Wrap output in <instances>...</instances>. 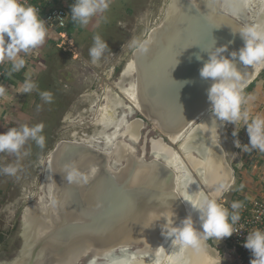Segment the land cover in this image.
Returning <instances> with one entry per match:
<instances>
[{"label":"water","instance_id":"water-1","mask_svg":"<svg viewBox=\"0 0 264 264\" xmlns=\"http://www.w3.org/2000/svg\"><path fill=\"white\" fill-rule=\"evenodd\" d=\"M244 24L226 0H169L161 21L142 40L151 42L149 52L132 51L122 68L123 73L133 63L132 75H125L126 85L134 84V97L124 94L132 109L125 108L131 110L121 127L123 134L112 144L104 138L62 137L46 152L38 201L21 211L18 250L0 264H87L90 258L96 262L122 249L148 264L168 240L162 234L163 216L172 217L174 212L178 225L191 213L199 227V213L182 197L214 196L221 181L238 185L221 143L222 127L211 126L215 117L209 111L207 90L212 81L200 76L209 59L204 49L227 45L222 55L231 58L232 51L244 46L233 29ZM196 54L203 59L197 60ZM237 64L245 73L246 87L264 69V64L254 69L238 60ZM135 112L139 115L132 116ZM165 156L180 158L191 182L189 191ZM69 171L76 173L71 182ZM27 216L44 229L34 241L24 235ZM208 261L223 263L205 241L200 251L180 252L176 264Z\"/></svg>","mask_w":264,"mask_h":264},{"label":"rangeland","instance_id":"rangeland-1","mask_svg":"<svg viewBox=\"0 0 264 264\" xmlns=\"http://www.w3.org/2000/svg\"><path fill=\"white\" fill-rule=\"evenodd\" d=\"M168 1L111 0L110 8L106 12L97 14L87 26H80L81 30L74 32L75 42L80 52L78 58L70 56L68 52L59 50L57 45L54 44L55 41L51 38V31L49 30L45 43L32 51L34 54H31L30 60L33 67L27 71V74L37 84V89L28 94L22 93L24 81L21 83L18 88L21 94H18V98H14L16 101L15 104H12L13 107L0 110V134L6 133L12 127H19L23 124L33 126L43 123L45 126L43 135L46 138V143L44 148H40L34 141L29 140L21 149L19 157L16 154L3 153L4 167L8 165L15 166L17 172L15 175H7L1 172L0 177L2 192L0 205V260L12 258L18 250L21 211L26 204L38 201L46 152L52 149L62 137H77L85 140L95 135L96 139L104 140L101 135L104 127L97 122L101 113L100 107L105 108L104 116L109 115V119H111L110 115H115L114 109L116 113H118L117 109L122 111L118 105L122 104L125 107L124 97L117 101L120 104L115 102L114 99L121 96L116 88L119 87L120 89L121 84L129 80L122 76V68L133 51L130 44L134 39L142 41L147 36L149 29L161 21ZM75 2L76 0H73V2L69 0L67 4L70 15V7ZM237 6L240 16L247 24L256 23L264 28V0H257V2L255 1L248 6L244 5V0H239ZM97 34L108 43L109 47L104 54L105 57L103 56L93 63L89 59L91 58L89 50L93 46V38ZM85 53H88V55ZM54 54L59 55V62L65 63L62 69L59 68L63 71L60 79L55 78L54 68L50 69L48 65ZM109 64H111L110 67H107ZM119 66L120 69H118ZM46 67L50 74L52 71L54 81L52 83L49 82L52 78L50 74H48L49 79L47 74H42V71L47 69ZM78 72L80 77H73ZM71 74L72 77H70ZM38 81L39 84H43L45 91L52 93L53 100L51 103H46L42 99L37 100L38 98L35 95L39 90ZM61 81L67 82L62 83L63 85L60 87L62 89L60 90L57 83ZM255 81L252 88L249 89V86H247L245 89L246 93L253 97L247 105L249 109H251L252 104L260 103V99L264 96V69L260 71ZM61 91L64 94L63 96L67 97L66 100L63 98L65 105H67L63 112L60 111L63 106L62 98H60ZM109 97L114 103V109L112 106L106 107L107 98ZM124 110L119 112L118 115H122ZM251 114L253 115V113ZM138 115L139 113L135 112L132 116ZM53 121L54 124H51ZM229 125L236 128L233 123L222 126L221 143L227 151L229 162L236 170L239 182L240 175L236 166L239 158L236 159V157L241 155L240 150L242 148L238 149L236 147L234 137L228 131ZM246 130V126L241 128L239 134H243ZM154 134L155 132L151 133V135ZM137 147L139 146L137 145ZM24 153H27V155ZM238 185H234L223 196L226 206H230L231 202L234 201L237 192L239 194ZM207 242L209 252L211 251L212 255L220 259L216 252L218 248L224 246L223 240H208ZM85 262L86 260L83 261V263Z\"/></svg>","mask_w":264,"mask_h":264},{"label":"clouds","instance_id":"clouds-1","mask_svg":"<svg viewBox=\"0 0 264 264\" xmlns=\"http://www.w3.org/2000/svg\"><path fill=\"white\" fill-rule=\"evenodd\" d=\"M110 3L111 0H76L71 8V21L79 26H87L94 16L106 12L110 8ZM172 7L174 6H170ZM233 32L240 35L244 46L239 51H232L231 58L222 55L228 51L227 45L216 47L214 51L204 49L208 51L209 59L200 69V76L202 79L212 81L207 90L211 105L209 111L215 117L211 126L219 129L228 123H233L236 125L234 136L246 126L250 143L242 145L237 139L236 147L249 153L253 150L264 153V115H252L247 107L253 97L245 91L246 76L239 70L237 64L238 60L246 68L251 66L253 69L264 64V28L258 24H244L233 29ZM47 36V23L41 18L40 10L29 3V0H0V64L5 62L10 64L9 76L25 69L24 57L43 45ZM150 43V41L134 39L130 47L135 54L144 55L149 52ZM108 47V43L99 34L95 35L93 46L89 50L92 62L100 60ZM21 53L24 56H21ZM196 59L202 60L203 57L196 54ZM35 89L37 84L26 74L22 93L28 94ZM4 92V87L0 86V94ZM40 96L46 103H51L53 100L49 91L40 92ZM44 127L43 123H39L33 126L23 124L10 128L6 133L0 134V153L16 154L19 157L21 149L29 140L44 148L46 143L43 135ZM0 172L15 175L17 167L8 165L0 169ZM75 176V172L69 171L67 179L71 182ZM233 183L219 182L214 187V196L204 195L197 199L191 196L182 197L190 203L194 211L199 213V227L191 213L178 225L174 219V212L172 217H162L166 220L161 225L162 234L171 240L173 249L181 253L187 248L200 251L205 241H221L240 231L237 225L241 220L243 202L233 201L230 206H226L223 201L224 194L232 189ZM242 188L243 185H240V189ZM243 246L254 256L251 264H264V228L249 231Z\"/></svg>","mask_w":264,"mask_h":264},{"label":"built area","instance_id":"built-area-1","mask_svg":"<svg viewBox=\"0 0 264 264\" xmlns=\"http://www.w3.org/2000/svg\"><path fill=\"white\" fill-rule=\"evenodd\" d=\"M29 3L35 5L40 10L41 18L46 21L48 30L51 31V38H53L55 44L63 51L71 53L75 58L78 57L80 52L75 38L65 30L70 20V11L67 6L69 0H29ZM31 54L33 55L34 53L31 52L24 57L26 59L25 68L27 69L33 67L30 60ZM21 56H24V54L21 53ZM9 67L10 64L7 62L0 64V86H3L5 89V92L0 94V110L9 109L8 103L14 102L18 98V94H21L18 88L22 82L16 78V73H13L11 76L8 75ZM235 129L232 125L228 126V131L234 137V141L239 139L242 145H246V142L250 140L247 130L243 134L238 133V135L234 136L233 132ZM4 162V155L0 153V169L4 168ZM260 182L263 184L261 194L259 193V195L245 198L241 201L243 202V208L241 209V220L237 225L240 231L233 233L231 237H225L223 239L224 246L217 250L219 258L223 260V264H251V261L254 259L252 252L243 245L249 231L255 228H264V178ZM1 197L2 192L0 187V199Z\"/></svg>","mask_w":264,"mask_h":264},{"label":"bare ground","instance_id":"bare-ground-1","mask_svg":"<svg viewBox=\"0 0 264 264\" xmlns=\"http://www.w3.org/2000/svg\"><path fill=\"white\" fill-rule=\"evenodd\" d=\"M236 0H226V2L228 3V6H230V10L233 12V14H235L236 16H239V8L237 7V5L233 4V2ZM257 0H246L245 4L248 6L250 4H252L253 2H255ZM250 8V6H249ZM250 10V9H249ZM251 24H256V23H251ZM133 63L130 61L127 65L126 68L123 70V75L125 77V75H132V69H133ZM123 85V87H122ZM120 89L122 90L123 94H128L130 97H134V84L132 82H130V85H126V83H122L120 86ZM121 96H119L118 99H114L115 102L120 101L121 100ZM124 99V98H123ZM125 103V107H123L122 104L118 105L120 108H126L129 107V103L127 101H125V99L123 100ZM112 106V108L114 109V103L111 100V98H107V103H106V107H110ZM117 107V106H116ZM131 108V106H130ZM101 109V113L99 114L98 117V121L99 124H101L104 129H103V133L101 134L103 136L104 139H107V144L109 143H113V141L120 135L123 134L121 127L123 124H126L127 122V116L130 114V110L126 109V112L124 110L122 115H118V109L116 113V110L114 109V116H111V119L108 118L109 115H105V108H103L102 106L100 107ZM105 110V111H104ZM103 113V114H102ZM120 114V113H119ZM106 128V129H105ZM129 136V135H128ZM131 139L133 138L132 135L129 136ZM97 137L91 136L90 140L92 141H98V139H96ZM134 139V138H133ZM125 148V147H124ZM189 148V146H185L183 149ZM158 156H163L162 153L157 154ZM166 157V156H165ZM167 162L170 163L171 165H173L175 168H177L179 170L178 172V179H179V183H184L187 191H189V183H191L189 180V178L187 177V174L184 172L183 170V166L180 163V158L177 156H168L166 157ZM192 185V184H191ZM51 194V191H49ZM186 192V191H185ZM191 196L193 198V196L191 195V193H189V195H187L186 197ZM24 235L27 238H30L31 241H34L38 236H41L44 233V229L42 227H39V224H37L36 222L34 223V217L32 216H27L24 218ZM211 252V251H210ZM179 251L177 249H173L172 245H171V240H167L166 244L164 246V249L161 250V252L156 255V256H150L149 259V263L148 264H159V263H164V264H176L177 259L179 257ZM218 253V252H216ZM214 256V255H213ZM142 257V256H141ZM194 256L191 255V258H193ZM215 258H217L216 256H214ZM145 259H147L145 257ZM133 260V261H132ZM213 259L209 258V261H212ZM182 260H180L179 262H181ZM208 261V262H209ZM114 262H116V264H145L143 262L139 261V256L135 255V253L130 252L127 253L125 251V249L121 252H116L113 253L109 256H105L103 258H101L100 260L97 259L96 262H94L93 258H90L87 261V264H114ZM210 264V262H209Z\"/></svg>","mask_w":264,"mask_h":264},{"label":"crops","instance_id":"crops-1","mask_svg":"<svg viewBox=\"0 0 264 264\" xmlns=\"http://www.w3.org/2000/svg\"><path fill=\"white\" fill-rule=\"evenodd\" d=\"M71 1L73 2V0ZM52 43H54V41H52ZM29 70H31V68H25L20 73H16V78L19 81L23 82L26 78L27 71ZM21 77H23L24 79H22ZM260 94L262 95V93ZM259 96L257 97V99L259 98ZM260 100V103L252 104L250 106L251 109L249 110L251 113H253V115H264V96ZM15 101L16 100H14V102L11 101L9 105L7 104L9 109L13 107L12 103L15 104ZM249 143L250 140L247 141V144ZM240 153L241 155L239 156L236 154V159L239 158L236 163L238 173L240 175L238 182L239 194L246 199L252 198L256 195H259V193L263 191V184L260 182V180L264 178V153H259L256 150H253L249 153L243 151V149L240 150ZM240 185H243L242 189H240Z\"/></svg>","mask_w":264,"mask_h":264},{"label":"flooded vegetation","instance_id":"flooded-vegetation-1","mask_svg":"<svg viewBox=\"0 0 264 264\" xmlns=\"http://www.w3.org/2000/svg\"><path fill=\"white\" fill-rule=\"evenodd\" d=\"M122 43V42H121ZM77 45V44H76ZM56 46V45H55ZM78 47V46H77ZM57 48L59 49V50H61L62 52H63V50L62 49H60L58 46H57ZM79 50V49H78ZM65 52V51H64ZM86 55H88V53H85ZM56 55V57L57 58H54V59H51L50 61H49V67H50V69H52V68H54L53 69V73H54V75L56 76L55 78L56 79H60V77H61V75L63 74V71L62 70H59V68L60 69H62V67L65 65V63H62V62H59L58 60H59V55L58 54H55ZM70 56H72V54L70 53ZM112 56V55H111ZM114 56V55H113ZM112 56V57H113ZM73 57V56H72ZM104 57H105V55H104ZM76 58H78V57H76ZM57 59V60H56ZM90 60H92L91 58H89ZM54 65V66H53ZM110 65L111 64H109L107 67H110ZM47 68V67H46ZM121 67L119 66L118 67V69H120ZM68 73H71V72H68ZM42 74L44 75V74H50L49 73V71H48V68L47 69H44L43 71H42ZM121 75H122V73H121ZM50 76L52 77L50 80H49V82L50 83H52V82H54L53 81V76H52V71H51V74H50ZM75 76H79L80 77V74H79V72L77 73V74H75L73 77H75ZM108 76H110V74H108ZM122 76H124V75H122ZM67 77V76H66ZM69 77V76H68ZM70 77H72V74H71V76ZM48 79H49V75H48ZM68 81V80H67ZM66 81V82H67ZM66 82H63V81H61V82H58L57 84V86L59 87V89L61 90L62 88H60V87H62V83H66ZM60 83V84H59ZM69 83V82H68ZM55 89V88H54ZM116 89H118L119 90V94L122 96V97H124V99H125V95L123 94V92H121V90L119 89V87H117ZM64 94H63V92L61 91L60 92V96H61V98L63 99V98H65V100H66V98L67 97H65V96H63ZM64 100V101H65ZM122 109V111L125 109V108H121ZM122 111H120L119 109H118V112H122ZM1 202H2V197H1V199H0V205H1Z\"/></svg>","mask_w":264,"mask_h":264},{"label":"trees","instance_id":"trees-1","mask_svg":"<svg viewBox=\"0 0 264 264\" xmlns=\"http://www.w3.org/2000/svg\"><path fill=\"white\" fill-rule=\"evenodd\" d=\"M71 8L72 7H70V10H71ZM131 8V7H130ZM66 30V32L69 34V35H73L74 36V32L76 31V30H81V27L79 26V25H77V24H74L72 21H71V17H70V20H69V25H68V27L65 29ZM74 38H75V36H74ZM54 58H57L56 57V55L54 54L53 56H52V59H54ZM22 79H24L23 77H21ZM255 82L256 81H254L251 85H249V89L250 88H252L253 86H254V84H255ZM38 84H39V81H38ZM46 89L45 88H43V84H39V90H38V93H37V95H35L38 99V101L41 99V96H40V92H43V91H45ZM60 98H61V96H60ZM62 101H63V106L61 107V109H60V111L61 112H63L65 109H66V107H67V105H65L66 103H64L65 101L63 100V99H61ZM59 111V110H58ZM58 113V112H57ZM53 120L55 121V119L53 118ZM54 121L51 123V124H54ZM235 197V196H234ZM245 198L244 197H242L241 195H239L238 194V192L236 193V197L233 199L234 201H243Z\"/></svg>","mask_w":264,"mask_h":264}]
</instances>
